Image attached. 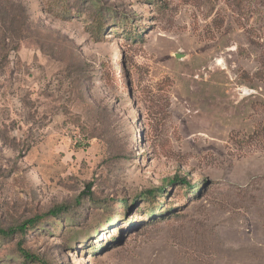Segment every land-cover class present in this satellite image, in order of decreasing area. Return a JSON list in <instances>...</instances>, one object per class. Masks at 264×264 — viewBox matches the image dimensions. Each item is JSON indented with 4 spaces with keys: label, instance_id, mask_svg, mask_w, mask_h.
Wrapping results in <instances>:
<instances>
[{
    "label": "rangeland",
    "instance_id": "374dc122",
    "mask_svg": "<svg viewBox=\"0 0 264 264\" xmlns=\"http://www.w3.org/2000/svg\"><path fill=\"white\" fill-rule=\"evenodd\" d=\"M261 68L264 0H0V227L71 209L0 264H264Z\"/></svg>",
    "mask_w": 264,
    "mask_h": 264
},
{
    "label": "trees",
    "instance_id": "16d2710c",
    "mask_svg": "<svg viewBox=\"0 0 264 264\" xmlns=\"http://www.w3.org/2000/svg\"><path fill=\"white\" fill-rule=\"evenodd\" d=\"M264 76V68H261L256 71L255 76L258 77V75ZM178 182L179 184H184L187 188H191L190 184L184 179H172L169 180L170 184ZM157 191L158 193H161L163 191V188H157L155 190H148L149 194H153V192ZM90 194V184L86 185V189L82 192V194ZM70 207L67 204H57L49 208L46 212L36 215L32 218L26 219L22 221L20 224L14 226V227H7L2 228L0 227V237H11L14 236L16 233L24 234L27 230L32 229L36 227L40 221H42L44 218L51 217V218H60L62 215H67L70 212ZM20 240L18 242V250L21 253L22 258L27 261H32L37 264H47L43 259H41L38 255H35L33 253H30L29 251H26L25 249L21 248Z\"/></svg>",
    "mask_w": 264,
    "mask_h": 264
}]
</instances>
